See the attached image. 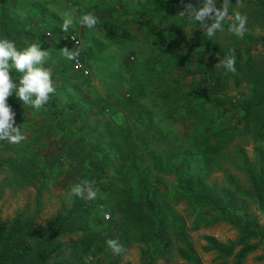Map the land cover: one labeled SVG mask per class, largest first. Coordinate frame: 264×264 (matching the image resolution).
<instances>
[{
  "label": "trees",
  "instance_id": "obj_1",
  "mask_svg": "<svg viewBox=\"0 0 264 264\" xmlns=\"http://www.w3.org/2000/svg\"><path fill=\"white\" fill-rule=\"evenodd\" d=\"M10 1L0 0V6L6 7ZM159 1H153L155 9L174 2L182 8L186 3H196V0ZM238 3L241 9L236 10ZM221 4L222 0H217V7ZM237 12L247 17L248 31L243 37H236L228 31ZM182 20L185 23L174 24L160 45L165 52H169L170 57L179 61L177 65L183 71L191 73L194 70L188 64L193 61L192 54L198 49L196 72L200 73L201 78L194 77L186 95L198 100L197 105L189 110L195 117L191 124L194 133L202 143L196 151L187 148L181 152L178 156L182 157V161L173 159L171 167L152 158L155 180L167 172L174 173L177 178L175 188L161 192V183H152L146 176L147 171L140 170L141 165L149 161V154H145L143 149V138L137 135L125 140L121 133L106 123L105 133L100 135L110 144L108 149L98 147L99 151L118 152L127 162L123 169L117 171L119 176L105 178L110 167L104 162H90L86 176L79 183L92 182L98 190L97 198L87 200L74 196L72 206L57 213L47 224H40L37 219L24 218L20 214L3 219L0 214V264H93L90 255H93V259L97 258L95 264H104L102 259H107V264H116L106 241L117 240L114 227L118 213L123 215L120 224L127 235L124 239L147 248L142 254L141 264H155L172 245L173 238L182 244L178 249L182 258L191 264H204L189 240L184 218L175 212L170 203L174 197L184 199L194 209L198 215L195 227L203 221L208 224L225 222L237 230V240L227 244L216 237L206 236L209 251H215L220 256H234L236 264H243L244 259L260 247L263 229L250 212V205L257 204L264 210V34H261L264 30V0H231L228 15L223 21L224 30L218 31L211 39L199 24L189 22L184 17ZM112 23L111 20L105 21L100 35L110 41H118L119 32L115 30L117 27L111 26ZM170 45H174L175 50L169 48ZM186 45L195 49L186 55H179V50ZM258 45H261L262 51L257 50ZM229 55L235 57V73H227L222 67L221 62ZM204 56H210L208 62L203 61ZM12 72L18 78L21 75L15 70ZM244 84H247L248 90L244 91L243 96ZM183 85L180 76L169 84V89L183 88ZM142 87L139 83L134 84L127 102L136 105L141 101L144 117L151 119L155 111L142 102L145 96ZM236 92L240 95L236 96ZM60 102L61 98L55 92L46 104L56 124L66 115L65 104L73 109L77 107L70 106V103L61 106ZM8 104L15 113L14 126H17L25 109L15 94L9 97ZM162 105L170 107L167 100ZM172 105V109L179 112L176 101H172ZM205 112L211 116L204 115ZM215 113L219 114L214 118L212 114ZM232 114L239 115L233 125H220L216 121L221 116L229 117ZM89 133L95 132L90 129ZM251 142L256 145L253 156L246 149ZM3 145L0 140V151ZM0 159L1 167H10L17 175L31 171L29 162L23 160L22 156L11 159L3 158L0 154ZM229 164L244 175L245 182L226 168ZM43 166L47 169V165ZM218 172L224 173L222 186L208 182ZM38 174L43 182L35 198L37 213L40 212L42 192L47 184L45 169L34 173ZM107 179L109 183L105 185ZM100 192H105L106 196L100 198ZM157 201L162 204L157 206ZM69 236L77 237L67 239Z\"/></svg>",
  "mask_w": 264,
  "mask_h": 264
},
{
  "label": "rangeland",
  "instance_id": "obj_2",
  "mask_svg": "<svg viewBox=\"0 0 264 264\" xmlns=\"http://www.w3.org/2000/svg\"><path fill=\"white\" fill-rule=\"evenodd\" d=\"M153 1L159 0H11L6 7L0 6V36L12 40L18 50L33 43L40 44L41 50L48 53L44 67L52 74L55 92L61 98L60 105L70 103V106H77L73 109L65 104L66 115L56 124L47 105L36 111L22 103L25 110L17 126L24 139L19 143L2 140L4 145L0 154L3 158L11 159L22 156L23 160L29 162L31 171L17 175L12 168L0 166V214L3 219L20 214L24 218H35L40 224L49 223L57 213L72 206L74 196L71 187L84 179L90 162H104L110 167L105 178L118 177L117 171L123 169L127 162L118 152L99 151L98 147L108 149L110 144L100 135L105 133L107 124L121 133L125 140L137 135L143 138V149L145 154H149V161L143 163L140 170L147 171L146 176L152 183H161V192L175 188L177 178L174 173L167 172L155 180L152 158L171 167L173 159L182 161V157L178 156L181 152L187 148L196 151L202 143L194 133L192 122L195 117L189 110L197 105L198 100L186 95L194 77L201 78L200 73L196 72L198 49L193 52V61L188 64L194 71H183L177 65L179 61L170 57L169 52H165L160 45L174 24L185 23L179 14L183 8L174 2L155 9ZM73 9L77 22L69 32H63L61 15ZM239 9L241 6L238 3L236 10ZM85 13L98 17L99 23L94 29H87L78 23V18ZM107 20L113 22V28L117 27L118 41H110L100 35V29ZM47 32L51 35L48 36ZM70 34L79 38L78 46L65 40ZM261 34H264V30ZM64 47L79 50V57L90 70L89 76L75 70L74 61L67 60L63 54ZM174 47L169 46L175 50ZM194 49L183 46L179 55H186ZM257 50L262 51L261 45L257 46ZM209 59L210 56H204L203 61L208 62ZM12 71L14 69L10 77L18 83L19 78ZM180 76L183 88L170 90L169 84ZM136 83L143 86L145 96L142 102L155 111L151 119L144 117L141 101L136 105L127 102ZM242 87L241 94L244 96L248 86L244 84ZM235 95L239 96L240 93L236 92ZM164 100L168 101L170 107L162 105ZM172 101H176L179 112L172 109L175 105H172ZM145 111L148 112V109L145 108ZM217 114L212 116L215 118ZM204 115L211 116L206 112ZM238 118V114H232L229 117L221 116L216 121L220 125H233ZM90 129L95 133H89ZM255 146L252 142L246 145L250 156L254 155ZM43 164L47 165V169ZM42 168L47 173V184L42 192L40 212L37 213L35 198L43 180L34 173ZM226 168L245 182L244 175L231 164ZM208 182L224 185V173L213 174ZM108 183L107 179L104 184ZM99 195L103 198L106 193L100 192ZM156 203L157 206L162 204L160 201ZM170 203L175 212L184 218L189 240L204 264H236L234 256H220L215 251H209L206 240V236H213L222 243L235 242L238 238L236 229L225 222L208 224L205 221L195 227L198 215L187 201L174 197ZM250 212L263 229V241L255 252L244 259L243 264H264V210L257 204H251ZM105 218L108 219V215ZM122 218L123 215H116L114 227L122 250L117 254L110 248L112 260L116 264H141L142 254L147 248L124 239L127 235L121 228ZM76 237L69 236L67 239ZM175 240L173 238L172 245L155 264H191L178 254L182 244ZM92 256L89 259L95 264L97 258L93 259ZM102 261L108 263L107 259Z\"/></svg>",
  "mask_w": 264,
  "mask_h": 264
},
{
  "label": "clouds",
  "instance_id": "obj_3",
  "mask_svg": "<svg viewBox=\"0 0 264 264\" xmlns=\"http://www.w3.org/2000/svg\"><path fill=\"white\" fill-rule=\"evenodd\" d=\"M231 0H222L217 7V0H196V3H186L179 14L189 22L197 23L211 39L218 31H223V21L228 15V8ZM61 31L69 32L77 22L75 10L65 11L61 15ZM78 23L87 28L94 29L99 23L98 17L92 13H85L78 18ZM228 31L236 37H243L248 31L247 17L239 12L234 16L228 26ZM65 58L74 61L79 57V50L62 49ZM48 53L41 50L40 44H30L22 50H18L15 43L7 37L0 36V140H7L11 143H19L24 139L19 127L14 126L15 113L7 103V99L15 96L31 109L39 111L48 103L50 95L55 92L51 72L44 67ZM227 73H235L236 60L233 55L227 56L221 62ZM20 73L19 82L14 83L10 77L11 70ZM98 190L92 182L74 184L71 187V194L81 199L95 200ZM115 253H120L122 245L118 240L109 239L106 241Z\"/></svg>",
  "mask_w": 264,
  "mask_h": 264
},
{
  "label": "built area",
  "instance_id": "obj_4",
  "mask_svg": "<svg viewBox=\"0 0 264 264\" xmlns=\"http://www.w3.org/2000/svg\"><path fill=\"white\" fill-rule=\"evenodd\" d=\"M47 35L50 36L51 33L47 32ZM65 40L71 42L72 44L78 46L80 44V40L76 35H67L65 37ZM81 57H78L76 60H74V68L77 72H80L84 76H89L90 75V70L87 68V66L84 64L83 60H81Z\"/></svg>",
  "mask_w": 264,
  "mask_h": 264
}]
</instances>
